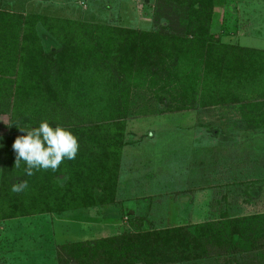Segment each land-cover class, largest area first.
Here are the masks:
<instances>
[{"label": "trees", "instance_id": "1", "mask_svg": "<svg viewBox=\"0 0 264 264\" xmlns=\"http://www.w3.org/2000/svg\"><path fill=\"white\" fill-rule=\"evenodd\" d=\"M221 0H153L151 28L0 8V222L114 203L128 119L236 110L239 129L264 130V50L212 31ZM160 105V106H159ZM77 138L56 171L15 166L12 143L41 121ZM28 187L13 193L15 183ZM264 264V212L192 225L126 229L56 246L57 264Z\"/></svg>", "mask_w": 264, "mask_h": 264}, {"label": "rangeland", "instance_id": "2", "mask_svg": "<svg viewBox=\"0 0 264 264\" xmlns=\"http://www.w3.org/2000/svg\"><path fill=\"white\" fill-rule=\"evenodd\" d=\"M152 4L153 0H0L1 9L23 14L145 30L151 28ZM212 31L220 42L264 50V0H221L215 6ZM138 110L140 114L125 125L127 147L121 151L114 203L70 210L53 220L34 216L1 221L0 264H27L20 262L19 249L33 251L31 247L39 245H49L52 255L44 259L30 254L29 264H57L56 246L64 242L264 212V130L241 131L239 113L232 109L161 115L152 114V107L147 115L142 114L145 107ZM6 118L0 116V168L5 133L1 125ZM123 199L135 201L136 213H129ZM212 260L189 264L218 263Z\"/></svg>", "mask_w": 264, "mask_h": 264}, {"label": "clouds", "instance_id": "3", "mask_svg": "<svg viewBox=\"0 0 264 264\" xmlns=\"http://www.w3.org/2000/svg\"><path fill=\"white\" fill-rule=\"evenodd\" d=\"M20 129L25 134L15 138L12 149L15 152V166L19 167L23 162L26 175L31 176L33 170L56 171L63 161L76 158L79 144L68 129L46 120L30 130ZM27 187V181H23L13 184L11 191L19 193Z\"/></svg>", "mask_w": 264, "mask_h": 264}, {"label": "crops", "instance_id": "4", "mask_svg": "<svg viewBox=\"0 0 264 264\" xmlns=\"http://www.w3.org/2000/svg\"><path fill=\"white\" fill-rule=\"evenodd\" d=\"M125 147H127V146L125 145ZM122 152H123V150H122ZM118 185H119V183L117 182V188L116 189H119V186ZM134 202L135 201H133L132 199H123V205L126 207V209L129 211L130 214L131 213H136V208L133 205ZM74 211H77V210H74ZM64 214H65V212H64ZM249 214H255V213L252 212V213H247V214H243V215H249ZM55 215H57V214H40V215H35V216H40V217H44V216L47 217L48 216L49 218H51L53 220L54 219L53 216H55ZM31 217H34V216L20 217V218H14V219H9V220H11V221H15V220H18V219L19 220H23V219L31 218ZM9 220H4V221H9ZM0 230H1V228H0ZM41 238H42V242H43L42 244H44V239H46L45 238V235L43 234ZM46 242H48V240H46ZM56 244H58V243L56 242ZM31 248L33 249V251L32 250L24 251L23 249H19V253L22 254L21 255V258H20L21 261L19 260L20 262H22L24 260V262H27V264H29L30 263V260H29L30 254L35 255V253H38V255H39L38 258H40L41 256H43L44 259H46L47 257H49V256L52 255V252L51 251H53V249H51V247L49 245H47V244L44 245V246H42L41 249H39L40 248V245L36 249H35V247H31ZM6 251H8V248H6ZM6 259H10V261H12L13 259H19V258H16V257H7ZM212 259H217V260H212ZM37 260L38 259H36V261ZM204 260H212V261H215V262L218 261L217 264H221V259L218 260V258H211V259H204ZM53 263L56 264L55 260H53ZM187 264H189V263H187Z\"/></svg>", "mask_w": 264, "mask_h": 264}]
</instances>
